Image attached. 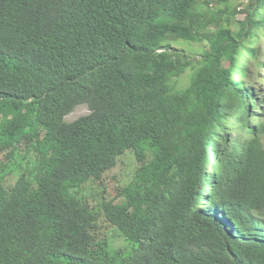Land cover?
Returning <instances> with one entry per match:
<instances>
[{
    "label": "trees",
    "instance_id": "trees-1",
    "mask_svg": "<svg viewBox=\"0 0 264 264\" xmlns=\"http://www.w3.org/2000/svg\"><path fill=\"white\" fill-rule=\"evenodd\" d=\"M263 40L264 0H0V264H264Z\"/></svg>",
    "mask_w": 264,
    "mask_h": 264
},
{
    "label": "rangeland",
    "instance_id": "rangeland-1",
    "mask_svg": "<svg viewBox=\"0 0 264 264\" xmlns=\"http://www.w3.org/2000/svg\"><path fill=\"white\" fill-rule=\"evenodd\" d=\"M237 5V4H236ZM245 15L241 14L237 17V20H244ZM234 29H237V25H235ZM174 46L177 49L185 51L187 54L197 55L201 52L202 48H208V43L205 42L204 44H187L183 42H174ZM260 49L262 51L261 62L264 63V40L260 45ZM250 74L252 76L251 82L255 85V89L258 92V97L261 99L260 101V108H259V116L264 121V68L259 69L255 63H250ZM241 79V78H240ZM242 80H247V77H243ZM188 83V77L185 76L181 79L179 86L184 87ZM90 114L89 107L84 104L75 109V111L66 117V121L69 123L75 122L78 119L88 116ZM235 121L232 123L231 129L235 125ZM241 124L237 125V129L233 131V135L235 138H243L247 139L248 136H245L244 132L240 128ZM22 156L27 154V150H22ZM21 156V157H22ZM20 157V159H21ZM138 169L137 162L132 153H128L125 157L119 160L118 166L108 172L104 176V181L102 186H94L91 191L88 192V201L96 205L101 199L105 196L109 200L117 199V203H120L122 199L119 198L120 191L123 187L133 184L135 181V173ZM114 245L117 249H124L126 250L129 245L128 243H124V239L120 237L117 233H114Z\"/></svg>",
    "mask_w": 264,
    "mask_h": 264
},
{
    "label": "clouds",
    "instance_id": "clouds-1",
    "mask_svg": "<svg viewBox=\"0 0 264 264\" xmlns=\"http://www.w3.org/2000/svg\"><path fill=\"white\" fill-rule=\"evenodd\" d=\"M238 125V124H237ZM3 211L0 208V225L4 224V217H3Z\"/></svg>",
    "mask_w": 264,
    "mask_h": 264
}]
</instances>
